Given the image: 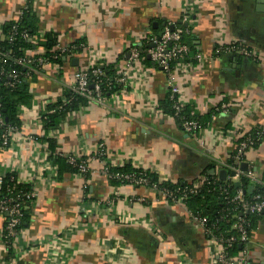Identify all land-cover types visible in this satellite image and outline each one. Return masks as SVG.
Returning a JSON list of instances; mask_svg holds the SVG:
<instances>
[{
	"label": "crops",
	"instance_id": "obj_1",
	"mask_svg": "<svg viewBox=\"0 0 264 264\" xmlns=\"http://www.w3.org/2000/svg\"><path fill=\"white\" fill-rule=\"evenodd\" d=\"M30 2L40 16L38 38L56 33L59 45L81 41L84 52L58 73L45 66L28 83L20 129L0 151V175L15 173L37 192L17 249L0 246V264H214L219 243L184 201H170L158 186H113L97 148L104 145L110 167L148 170L158 184H190L212 166L218 177L225 170L226 180L241 182V164L236 172L229 161L240 135L264 126V0H0V41L3 25L18 22ZM163 21L188 26L187 42L202 55L177 82L185 108L205 123L195 138L165 113L168 79L145 63L148 54L127 67L129 47L147 50V33L158 36L152 31ZM231 45L254 57L222 50ZM44 53L40 47L25 51L29 57ZM88 64L113 65L118 76L128 70V79L102 104L68 113L45 132L41 115L64 102L76 72ZM47 138L56 151L89 164L87 183L47 157ZM245 156L256 176L247 188L253 192L264 187V140ZM4 225L0 213V232ZM248 248L253 264H264V218Z\"/></svg>",
	"mask_w": 264,
	"mask_h": 264
},
{
	"label": "trees",
	"instance_id": "obj_2",
	"mask_svg": "<svg viewBox=\"0 0 264 264\" xmlns=\"http://www.w3.org/2000/svg\"><path fill=\"white\" fill-rule=\"evenodd\" d=\"M40 24V16L39 13L35 10L33 3L30 2L23 10L20 20L16 23L8 22L2 27V34L4 38L11 34H14V41L8 42L3 39L0 41V112L4 118L3 123L0 125V151L6 150L9 145L4 146L2 135L8 128H18L20 129L21 120L19 118L20 108L25 104L28 100L29 95L27 91V85L31 81L36 80V75L39 73L42 68L35 66L34 70L31 68H27L21 66L17 63L18 59L26 56L25 51L28 49H32L33 47L42 48L45 53L42 55L45 60L49 64H58L59 66H63L67 60H69L73 55L81 54L84 52V44L81 41L76 42L74 45L68 48V52L65 55H61L57 52L55 47L58 45V34L51 33L48 34L44 38H38V29ZM166 27H171V25L166 22H160L158 29H154L152 32L157 34L158 36L162 33V31ZM177 28H181L184 31L183 37L181 39L182 43L187 45L190 49V52L193 55L197 54V51L194 49L191 42H187V38H189L190 29L188 26L177 25ZM189 32V33H188ZM27 34L29 39H35V42L29 41V39L23 38V35ZM142 50V49H141ZM144 54V48L141 51V55ZM184 63L195 65L197 64V60L193 57H187L184 60ZM145 63L149 66H152L153 62L151 60L145 59ZM180 61L172 62L173 66H179ZM154 65V64H153ZM155 66V65H154ZM104 72V77L98 78L91 73L90 83L96 84L97 82L100 84L102 88V94L104 97L108 98L114 93L120 91L123 86L118 83L119 76L115 72V68L113 65H106L102 68ZM17 75V78H13L11 76L12 73ZM174 101H170L168 97V102L165 105V113L168 115L174 116L175 110L173 109ZM90 104V102L80 95L74 93L73 91L68 92L64 102H59L56 106L48 108L42 115L41 119L43 121V129L45 132H49L50 130H55L58 127V124L62 118L71 112L78 111L82 107H86ZM184 120H195L197 121L203 128L205 126L198 119L193 117L190 114V110L188 108H184L181 115L176 119L177 123L180 125L182 130V123ZM185 132V131H184ZM259 132H262L263 135L260 138ZM253 139V146L250 147V151L257 149L261 142L264 140V127H259L257 130H254L248 134ZM248 135H244V137L237 142V146L239 143L243 142ZM47 143L52 148L50 149L51 153L56 152L54 149L55 143L52 138H47ZM248 151V152H250ZM246 155V154H245ZM103 160L106 159L105 156H100ZM50 159H54L57 164L62 166L63 169L75 172H78V168L70 165L66 159L53 156ZM236 153L234 157L229 161V165L236 167ZM242 161H246V156L242 157ZM77 162H86L83 159H77ZM216 169L215 166L209 167L206 169L201 177H203L204 182L201 188L196 193H189V190L195 182L190 184H171L168 182H164L163 184H158V176L154 173L149 172L148 170H144L141 168H136L130 165H126L122 168H112L109 166L110 173L113 177L109 178L110 183L115 187H124L127 185H131L127 181L123 179H118L114 175H132L135 177H145L148 181V186H158L159 189L167 192L169 194L170 201L180 200L184 198V202L188 206L190 212L200 219L206 220V227L209 231H212L214 235L223 237L224 239H228L231 237H236L238 232L233 229V225L236 222V219L232 218V213H236L237 217H242L246 222V230L248 235L252 238V234L256 229L258 221L264 218V213L258 214H250L243 213L241 210L236 209V203L232 202V198L235 196L236 192L239 189H242L246 192V197L248 201H251L256 195H264V187L256 186L252 193H248V184L249 179L246 176H243L240 182V187H236L235 183L225 180L221 181L217 176L216 172L212 174L211 172ZM90 179V176L89 178ZM12 186V182L10 178H6V185L4 189H8ZM24 188L25 192L31 190V186L25 185L21 186V189ZM27 188V189H26ZM188 193V194H187ZM29 209V205L27 206ZM26 211L25 217L23 219V223L19 227V232L21 234V230L24 227V222L28 221V211ZM243 246L239 242H235L232 247L229 249L231 254L236 255L243 251Z\"/></svg>",
	"mask_w": 264,
	"mask_h": 264
},
{
	"label": "built area",
	"instance_id": "obj_3",
	"mask_svg": "<svg viewBox=\"0 0 264 264\" xmlns=\"http://www.w3.org/2000/svg\"><path fill=\"white\" fill-rule=\"evenodd\" d=\"M20 15H22V13ZM184 21H186L187 23H192L189 17H185ZM171 27H174L173 31L171 30ZM171 27H166L162 31L161 36H157L148 32L146 35V44H154V47L151 49L148 48L144 52L148 54L153 64L160 68L167 76L169 100L174 101L173 109L175 110V115L173 117L174 119H177L185 108L184 104L179 99L180 89L177 84L178 77L181 71H187L188 69L190 71L193 68L192 64L184 63V60L187 57H193L197 60V62H201L202 55L200 53L193 55L190 52L189 47L181 41L184 31L174 25H171ZM23 38L29 39L27 34H24ZM4 39L8 42H13L14 34L6 36ZM29 41L35 42V39L33 40L32 38L29 39ZM54 50L59 52L61 55L69 53L67 47L61 46L59 44L55 47ZM222 50L229 54L238 52L244 57H254L253 53L249 52L244 48H238L234 45L227 46ZM128 57L129 58L127 61V67L130 69L134 63L141 60L140 48H138L136 45L130 46L128 49ZM255 60L258 61V58H255ZM175 61H180L179 66L172 65V62ZM17 63L21 66L31 68L32 70H34L33 67L35 66H38L40 68H44L45 66H52L57 71V73L58 70L61 68V66L56 63L49 64L47 60H45V58H43L42 56H24L19 58ZM90 72H92V74L98 78L104 77V72L98 65L88 64L87 66L78 69V71L76 72L73 92L80 95L81 97L86 98L92 104H102L105 101L106 97L103 96L102 88L98 82L96 84L90 83ZM128 75V70H125L122 75L119 76L117 80L118 83L125 84L128 79ZM11 76L13 78H17V75L14 72L11 74ZM22 111L23 107L20 108V115H22ZM3 120L4 118L2 116V113L0 112V125L3 123ZM182 127L186 133L193 135L194 138L197 137V135L203 130L202 126L195 120H184L182 123ZM18 131V128L13 127L8 128L3 133L2 139L4 146L10 145L12 137L17 134ZM258 134L260 138H262L261 136L263 135V133L259 132ZM243 137L244 136L240 135V139H242ZM253 144V139L249 135L243 142L238 144L235 161L236 167L231 166L236 172L238 171L237 168L240 164L246 163L245 161H242V157L245 156V154L251 150L250 147L253 146ZM97 152V154L100 156H107L104 145H100L97 148ZM53 156H59L66 159L70 165L78 168L79 175L85 183L89 181L88 178L91 175L92 171L90 170V166L87 162H77V159L79 158H77L76 156L72 154H63L60 151H56L54 153L49 152L47 154L48 158ZM99 159L102 164L103 174L108 179L113 177L110 173L107 159ZM243 174H245L244 176H246L251 181H256V176L253 171L247 169V172H243ZM114 176L118 179H123L131 184L124 187L137 188L146 187L149 185L147 179L143 176L135 177L132 175L119 174ZM8 177L12 182V186L6 190L4 189V187L6 185V178ZM204 180L206 179L200 177L197 181H195V184L193 185V187H191L189 193H196L201 188ZM28 184L29 183H23L21 180H19L15 173H9L8 175L4 176L0 175V213L5 217L4 228L0 232V246L9 251L17 249L18 240L20 236L19 227L23 223L26 211L29 209L27 206L29 205V207H31L37 198V192L33 188H31V190H29L28 192H25L24 188L21 189V186L23 187ZM165 193L169 196L167 192ZM184 198L185 197L181 198L180 200L183 201ZM232 202L236 203L237 205L235 210H241L242 214H258L264 212V195H256L251 201H248L246 197V192L242 189H239L236 192L235 196L232 198ZM84 212L87 211L84 210ZM231 215L232 218L236 219L234 229L238 232V235L236 237H231L228 239L216 236L212 231H209L206 227L205 219H200L196 216L195 218H197V220H199V222H201V224L205 227L206 234L208 235V237L212 238L217 243H219V250L216 253L214 264H253L251 253L248 248V244L251 241V237L248 235V232L246 230V222L242 217H237L236 213H232ZM235 242H239L244 249L239 254L233 255L231 254L229 249Z\"/></svg>",
	"mask_w": 264,
	"mask_h": 264
},
{
	"label": "water",
	"instance_id": "obj_4",
	"mask_svg": "<svg viewBox=\"0 0 264 264\" xmlns=\"http://www.w3.org/2000/svg\"><path fill=\"white\" fill-rule=\"evenodd\" d=\"M171 30L173 31V30H174V27H171ZM160 36H161V34H160ZM153 47H154V44H151V45L148 46L149 49H151V48H153ZM148 59H150L149 56H148ZM74 63L77 64V60H75ZM102 68H103V67H101V69H102ZM247 169H248V164H247V163H242V164H241V171H243V172H247ZM211 173L214 174V173H215V170L212 171ZM233 175L236 176L235 173H233ZM219 179H220L221 181H225V180L227 179V171H225V170L220 171V172H219ZM235 186H236V187H240V182L235 183ZM252 190H253V189L250 188V189L248 190V193H252ZM263 213H264V212H263Z\"/></svg>",
	"mask_w": 264,
	"mask_h": 264
}]
</instances>
